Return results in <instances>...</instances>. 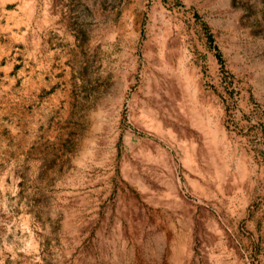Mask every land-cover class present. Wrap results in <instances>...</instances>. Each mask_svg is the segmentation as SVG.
<instances>
[{
    "label": "rangeland",
    "instance_id": "rangeland-1",
    "mask_svg": "<svg viewBox=\"0 0 264 264\" xmlns=\"http://www.w3.org/2000/svg\"><path fill=\"white\" fill-rule=\"evenodd\" d=\"M51 1L0 4V264H264V0Z\"/></svg>",
    "mask_w": 264,
    "mask_h": 264
},
{
    "label": "crops",
    "instance_id": "crops-1",
    "mask_svg": "<svg viewBox=\"0 0 264 264\" xmlns=\"http://www.w3.org/2000/svg\"><path fill=\"white\" fill-rule=\"evenodd\" d=\"M2 2L3 1H0V4H2ZM3 3L7 5L10 2L9 0H5V2ZM18 8L20 12L19 15L24 17L29 16L31 19V23H34L36 28H39V30L41 29L40 32L42 30L48 29V20L53 14V6L51 0H19ZM43 24L46 28H43ZM35 31L37 33L35 39L39 41L37 29Z\"/></svg>",
    "mask_w": 264,
    "mask_h": 264
},
{
    "label": "bare ground",
    "instance_id": "bare-ground-1",
    "mask_svg": "<svg viewBox=\"0 0 264 264\" xmlns=\"http://www.w3.org/2000/svg\"><path fill=\"white\" fill-rule=\"evenodd\" d=\"M186 249V248H185Z\"/></svg>",
    "mask_w": 264,
    "mask_h": 264
}]
</instances>
